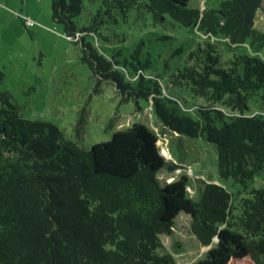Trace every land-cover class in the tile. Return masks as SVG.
I'll return each mask as SVG.
<instances>
[{
  "label": "trees",
  "instance_id": "1",
  "mask_svg": "<svg viewBox=\"0 0 264 264\" xmlns=\"http://www.w3.org/2000/svg\"><path fill=\"white\" fill-rule=\"evenodd\" d=\"M100 1L89 27L74 21L85 0H52V17L124 99L151 102L161 132L173 136V160L145 124L86 148L51 123L26 121L0 89V264H178L162 236L174 233L180 213L191 217L199 243L212 245L193 264H264V186L246 185L264 171V59L238 51L248 42L253 51L264 49L256 27L264 0H217L218 8L204 9L191 8L192 0ZM135 10L151 12L156 22L169 17L205 38L167 83L137 74L150 61L122 62L97 45L109 39L106 24ZM184 137L212 143L221 179L245 184L244 194L221 184L197 187L187 174L161 178L183 168Z\"/></svg>",
  "mask_w": 264,
  "mask_h": 264
},
{
  "label": "rangeland",
  "instance_id": "2",
  "mask_svg": "<svg viewBox=\"0 0 264 264\" xmlns=\"http://www.w3.org/2000/svg\"><path fill=\"white\" fill-rule=\"evenodd\" d=\"M100 4V0H85L81 14L74 19L78 28L91 25ZM189 6L218 8L219 2L192 0ZM27 20L32 25H27ZM256 27L264 32V3L258 12ZM104 36L109 39H104V43L98 41L100 49L109 55L116 53V59L122 62L126 59L137 62V58L150 61L145 72L138 69L137 74L160 75L165 83L184 67L188 53L205 39L198 30L169 17L156 22L151 12L136 10L117 25L106 24ZM87 39L92 41L94 37L87 36ZM224 48L228 50L226 45ZM118 51L121 53L117 54ZM238 51L264 59V49L253 51L249 42ZM130 72L134 76L132 69ZM0 77V89L13 96L22 118L28 122L51 123L86 148L106 142L115 131L139 122L159 133L161 152L173 160L169 150L173 136L161 132V122L151 102L140 100L137 105L134 100L124 99L114 84L94 72L84 60L81 41L68 37L65 25L54 21L52 0H0ZM191 100L202 102L193 97ZM252 106L257 108L253 102ZM184 144L187 156L179 163L183 168L170 177L167 171H162L161 178L173 181L187 174L197 187H202L203 182L221 184L234 195L244 194L245 184L221 179L212 143L203 137L195 140L184 137ZM246 185L263 187L264 171ZM189 189L195 191L194 187ZM175 223L174 233L162 236L166 250L178 264H193L204 258L212 245L202 246L191 233V217L180 213Z\"/></svg>",
  "mask_w": 264,
  "mask_h": 264
},
{
  "label": "built area",
  "instance_id": "3",
  "mask_svg": "<svg viewBox=\"0 0 264 264\" xmlns=\"http://www.w3.org/2000/svg\"><path fill=\"white\" fill-rule=\"evenodd\" d=\"M27 25H32V21L27 20Z\"/></svg>",
  "mask_w": 264,
  "mask_h": 264
},
{
  "label": "water",
  "instance_id": "4",
  "mask_svg": "<svg viewBox=\"0 0 264 264\" xmlns=\"http://www.w3.org/2000/svg\"><path fill=\"white\" fill-rule=\"evenodd\" d=\"M217 240V239H216Z\"/></svg>",
  "mask_w": 264,
  "mask_h": 264
}]
</instances>
